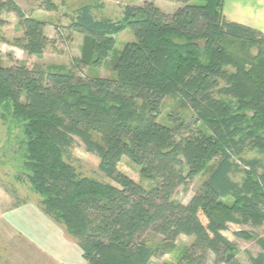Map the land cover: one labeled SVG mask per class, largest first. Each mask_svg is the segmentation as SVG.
Instances as JSON below:
<instances>
[{
  "label": "trees",
  "instance_id": "1",
  "mask_svg": "<svg viewBox=\"0 0 264 264\" xmlns=\"http://www.w3.org/2000/svg\"><path fill=\"white\" fill-rule=\"evenodd\" d=\"M176 1L172 13L153 1L126 5L116 21L82 5L66 27L83 34L68 69L0 64V105L21 123L26 180L40 210L76 242L87 264H152L179 235L192 241L175 263L161 264H207L209 254L215 264H241L237 243L223 232L230 222L264 220V34L227 20L223 0ZM3 12L15 14L22 33L12 44L25 53L52 44L45 22L15 0H0V25ZM124 30L133 40L117 49L114 36ZM109 60L114 77L79 75ZM171 94L191 114L170 113L162 123ZM74 137L117 186L82 176L67 161ZM247 149L263 158H245ZM121 156L148 186L118 169ZM211 162L189 201H174L176 189ZM149 231L161 242L149 243ZM233 234L254 239L243 230ZM255 240L262 252L248 253L247 264H264V238Z\"/></svg>",
  "mask_w": 264,
  "mask_h": 264
},
{
  "label": "rangeland",
  "instance_id": "2",
  "mask_svg": "<svg viewBox=\"0 0 264 264\" xmlns=\"http://www.w3.org/2000/svg\"><path fill=\"white\" fill-rule=\"evenodd\" d=\"M144 1H153L162 11L172 13L180 4L176 0H20L26 13L32 17L45 22L44 32L52 40L40 54H27L22 49L12 44L14 38L21 36L22 30L18 25L17 18L13 13L3 12L1 18L4 23L0 25V64L15 65L25 64L28 68L43 67L52 71L66 70L71 66V60L80 56L83 43V34L80 32H69V16L78 7L85 4L95 6L94 13L97 17H107L114 21L122 16L126 5H141ZM57 6L56 10H48L47 5ZM60 34L56 33L58 30ZM115 47L121 49L126 41L133 40L129 30L120 31L115 34ZM255 52V50H253ZM110 60L100 66L84 67L80 76L114 77ZM180 113L189 118L191 111L185 103L176 95L167 96L162 104L159 121L168 123L170 113ZM100 141L99 135H94ZM24 140L21 123L12 117L11 111L0 105V210L13 207L19 201H40L39 196L33 191L26 180V171L23 168ZM67 161L82 176L94 178L103 183L117 186L115 181L104 175L98 168L99 158L85 150L82 141L74 137L69 149ZM243 156L245 158H263L261 152L247 149ZM214 163L195 176L192 181L179 186L174 192L172 199L186 204L202 181L207 177ZM118 169L143 186H148V181L141 176L139 167L132 163L126 156H121ZM241 175L234 176V180H240ZM4 198H9L4 201ZM230 199H227L229 202ZM229 229L223 234L237 243L236 257L241 264L248 263V253L256 255L262 249L256 242V238H264V220L261 224H242L238 222L228 223ZM247 231L254 239L236 237L233 232ZM145 238L149 243H160L161 237L148 232ZM192 241V237L179 235L174 242V248L168 250L160 258H152V264L163 262L175 263L180 251ZM207 264H215L213 257L209 254ZM0 264H59L52 258L43 254L25 239L13 232L0 218Z\"/></svg>",
  "mask_w": 264,
  "mask_h": 264
},
{
  "label": "crops",
  "instance_id": "3",
  "mask_svg": "<svg viewBox=\"0 0 264 264\" xmlns=\"http://www.w3.org/2000/svg\"><path fill=\"white\" fill-rule=\"evenodd\" d=\"M15 1L24 9L20 0ZM222 12L227 20L255 28L264 34V0H223ZM0 218L18 236L57 263L87 264L76 242L34 201L2 208Z\"/></svg>",
  "mask_w": 264,
  "mask_h": 264
}]
</instances>
